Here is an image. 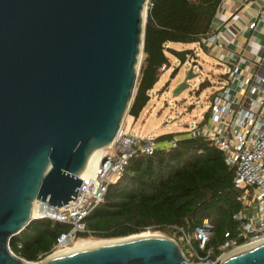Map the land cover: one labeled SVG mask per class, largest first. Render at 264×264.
<instances>
[{
	"label": "water",
	"instance_id": "1",
	"mask_svg": "<svg viewBox=\"0 0 264 264\" xmlns=\"http://www.w3.org/2000/svg\"><path fill=\"white\" fill-rule=\"evenodd\" d=\"M148 1L0 0V264H198L163 235L35 262L8 245L35 201L74 200L91 155L115 137L154 24ZM223 256L201 264H264V242Z\"/></svg>",
	"mask_w": 264,
	"mask_h": 264
},
{
	"label": "trees",
	"instance_id": "2",
	"mask_svg": "<svg viewBox=\"0 0 264 264\" xmlns=\"http://www.w3.org/2000/svg\"><path fill=\"white\" fill-rule=\"evenodd\" d=\"M149 2L154 24L145 25L143 57L127 110L135 118L150 98L148 92L161 75L160 67L169 68L167 54L182 65L192 53L165 46L197 43L212 33L222 0ZM208 86L207 81L202 82L199 91ZM208 116L209 110L204 122ZM175 136V146L159 148L151 155L137 154L128 161L122 176L108 186L103 201L84 218L89 232L78 233L77 238L111 240L159 231L173 237L189 261L197 262L192 250L200 256L208 254L210 262L216 260L223 252L225 232H236L239 220L234 215L243 208L238 199L241 190L232 181L234 167L225 164L223 152L214 144L192 131L163 133L155 139ZM204 218L212 223L213 232L200 248L193 234ZM69 228L67 223L35 218L10 238L9 249L20 258L39 261L52 252L59 235ZM183 234L190 236V244L182 239Z\"/></svg>",
	"mask_w": 264,
	"mask_h": 264
},
{
	"label": "built area",
	"instance_id": "3",
	"mask_svg": "<svg viewBox=\"0 0 264 264\" xmlns=\"http://www.w3.org/2000/svg\"><path fill=\"white\" fill-rule=\"evenodd\" d=\"M151 7L152 3L148 1L146 8ZM254 26L252 23L249 27ZM219 42H223L219 30L201 39L203 47L210 48ZM186 58L190 59L189 55ZM167 69L162 65L159 71L162 74ZM222 80L224 85L219 87L210 100L207 120L203 125L188 130L205 137L223 152L225 164L234 167L233 184L241 190L238 199L243 208L234 215L239 220V226L234 234L225 232L220 257L227 252L264 241V72L250 79L242 78L237 66H233ZM177 139L178 136H175L158 141L150 136H137L121 124L112 142L101 149L94 167L80 176L81 183L74 200L61 206L35 201L36 210L42 206L45 209L44 213L34 215L35 218H49L70 226L67 232L59 235L49 255L69 248L75 240L82 239L77 238L78 233L89 232L84 218L103 201L108 186L122 176L133 156L151 155L159 148L175 146ZM212 232L213 225L208 218L195 226L193 235L199 241L200 248H203ZM182 239L190 244L188 234H183ZM191 253L196 256L195 263L210 262L208 254L200 256L193 250Z\"/></svg>",
	"mask_w": 264,
	"mask_h": 264
},
{
	"label": "rangeland",
	"instance_id": "4",
	"mask_svg": "<svg viewBox=\"0 0 264 264\" xmlns=\"http://www.w3.org/2000/svg\"><path fill=\"white\" fill-rule=\"evenodd\" d=\"M173 48L178 50L195 48L199 58L190 50L192 51L189 54L190 59L186 58L187 62L178 67L176 65L177 62L180 64V61L168 55L169 68L159 76L153 89L148 92L150 98L139 116L135 118L127 113L124 115L122 124L131 134L156 138L163 133H181L204 124V115L209 110L211 94L218 91L222 80L220 76L226 68L202 52L198 43L173 44ZM142 57L143 54L139 57V65ZM175 69L176 74L171 76ZM186 78L187 88L176 95L173 94ZM204 81H207L209 86L199 91V85ZM151 234L167 236L159 231ZM87 238L84 240L89 242L112 241ZM72 247L73 244L69 249Z\"/></svg>",
	"mask_w": 264,
	"mask_h": 264
},
{
	"label": "crops",
	"instance_id": "5",
	"mask_svg": "<svg viewBox=\"0 0 264 264\" xmlns=\"http://www.w3.org/2000/svg\"><path fill=\"white\" fill-rule=\"evenodd\" d=\"M252 23L255 26L250 28ZM213 30H219L222 43L219 42L210 48L203 47L201 41L197 43L202 52L213 57L220 66L226 68L220 76L222 79L228 69L233 66H237L242 78L250 79L256 74H263L264 0H222L215 15ZM173 44L178 43H168L165 47L178 52L192 50L199 58L195 48L178 50L173 48ZM175 60L178 59L175 58ZM176 66H180L179 62ZM222 85H224L223 80L220 86ZM214 93L211 94V99Z\"/></svg>",
	"mask_w": 264,
	"mask_h": 264
},
{
	"label": "bare ground",
	"instance_id": "6",
	"mask_svg": "<svg viewBox=\"0 0 264 264\" xmlns=\"http://www.w3.org/2000/svg\"><path fill=\"white\" fill-rule=\"evenodd\" d=\"M142 15H143V17L145 16V10H143ZM138 60H139V58H138ZM100 152H101V149L95 150L93 152V154L91 155L90 160L88 162V165H87L85 171L82 174H86V173L90 172V170L94 167V165H95V163H96V161L98 159V156H99ZM44 212H45L44 206L40 207L39 210H36L33 207V213H32V215H36V214H40V213H44ZM152 235H154V234L145 233V234H140V235H133V236H130V237H127V238L112 239V241H99V242H89V241H86V240L77 239V240H75L73 242V247H72L71 250L69 248L60 249V250L55 251L53 253V255H51V256L61 255V254H64V253H69V252H73V251H77V250H82V249L93 248V247H97V246L104 245V244H108V243H112V242H118V241L128 240V239H131V238L143 237V236H152ZM263 242L264 241L257 242L255 244H252V245L247 246L245 248H239V249H237V250H235L233 252H236V251H239V250H244V249L250 248V247H252L254 245L263 243ZM225 256H226V254L223 257H225Z\"/></svg>",
	"mask_w": 264,
	"mask_h": 264
}]
</instances>
